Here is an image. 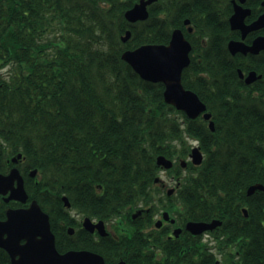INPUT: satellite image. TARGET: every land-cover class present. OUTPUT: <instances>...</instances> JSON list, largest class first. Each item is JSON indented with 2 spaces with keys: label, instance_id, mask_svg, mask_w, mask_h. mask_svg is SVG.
Listing matches in <instances>:
<instances>
[{
  "label": "trees",
  "instance_id": "16d2710c",
  "mask_svg": "<svg viewBox=\"0 0 264 264\" xmlns=\"http://www.w3.org/2000/svg\"><path fill=\"white\" fill-rule=\"evenodd\" d=\"M134 2L2 0L0 172L6 171L7 159L22 152L65 184L73 204L83 193L90 206L92 194L103 191L113 193L108 195L112 208L135 207L160 174L156 159L163 154L176 160L168 174L183 177L173 196L187 219L229 216L243 197L239 193L256 180L264 183V86L222 85L223 47H213L212 82H206V70L194 59L184 70L183 83L206 102L216 130L201 118H189L165 101L163 83L143 79L122 53L144 43L168 42L186 16L202 26L207 7L203 0L165 4L159 32L158 4L150 7L147 20L127 21L125 11ZM218 7H212L213 14ZM128 28L132 37L123 42ZM200 52L204 60L203 48ZM227 74L236 75L232 70ZM192 139L199 141L206 158L200 166L189 162L184 169L179 160L188 157ZM188 245L187 231L163 240L164 264H187ZM258 247L262 255V226ZM263 261L259 257L257 263ZM0 264H9L5 252H0Z\"/></svg>",
  "mask_w": 264,
  "mask_h": 264
},
{
  "label": "flooded vegetation",
  "instance_id": "af4514ba",
  "mask_svg": "<svg viewBox=\"0 0 264 264\" xmlns=\"http://www.w3.org/2000/svg\"><path fill=\"white\" fill-rule=\"evenodd\" d=\"M138 1L140 0H135L134 3ZM196 1L201 0H155L152 5H159V32L165 19L163 11L165 4L188 6ZM203 1L207 10L202 26H198L194 18L186 16L180 27L173 28L169 41L159 44L170 43L174 30L180 29L193 48L190 64L197 59L199 67L206 70L203 75L207 78V83L212 82L210 76V70L213 68L212 55L217 53L213 47L222 46L220 58V69L224 77L220 81L222 85L264 86V48L257 53L250 50L258 38L264 37V24L251 27L264 14V0H215L214 5L216 7L219 5L215 14L212 13L214 6L212 0ZM235 4L249 9L241 24L232 21L236 10ZM2 13L0 0V32ZM202 48L204 60L200 52ZM229 70L238 77L235 75L234 78H227ZM252 71L256 73L257 79L248 83L247 78ZM254 94H258V91L255 90ZM230 98L229 95L225 96V99ZM203 120L212 132L216 130L213 113L211 119ZM211 121L215 123L214 130L210 127ZM255 138L259 145L260 138L258 136ZM209 140L212 142L213 136H209ZM194 144L193 147L200 146L198 140ZM191 152L186 165L181 162L182 159L181 165L188 166L192 160ZM202 152L204 161L206 153L204 150ZM19 154L20 152L17 156L15 154L7 159L6 171L0 172L9 175L16 169L20 177L15 178L11 189L6 193H0V223L7 221L10 213L26 212L31 210L32 205L38 206L49 220L55 245L60 253L70 250L89 251L101 255L104 264H164L161 254L162 241L179 238L187 231L189 242L187 264H259L257 263L259 257L264 258V253L260 255L258 247L260 228L261 226L264 228V183L259 180L251 184L246 192L239 193V196L243 197L236 201V206H232L227 214L229 216L211 220H191L183 215L184 208L173 196L182 186V176L156 175L149 186L151 189L143 193L145 198L137 201L135 207L128 205L112 208L113 200L108 198V195L113 193L103 191L92 194L95 200L90 201L92 203L90 206L81 198L83 193L73 204L64 190L65 184L58 183L56 177L51 175V170L45 172L24 154L21 157ZM20 179L25 192L21 190ZM254 184L263 187L250 192L249 188ZM171 188H174V191L170 193ZM100 196H104L101 201ZM65 197L69 199L68 202L65 201ZM214 220L221 223L201 233L197 234L187 229L190 221ZM178 228L181 232L175 234ZM4 237H8V233H5ZM41 237V234L37 236ZM27 241L28 239L23 238L21 245ZM0 252H5L9 264H12L13 256L9 250L0 246ZM170 263L180 264L178 260H172ZM262 263L264 264V261Z\"/></svg>",
  "mask_w": 264,
  "mask_h": 264
},
{
  "label": "water",
  "instance_id": "95a60500",
  "mask_svg": "<svg viewBox=\"0 0 264 264\" xmlns=\"http://www.w3.org/2000/svg\"><path fill=\"white\" fill-rule=\"evenodd\" d=\"M154 1L140 0L125 12V17L129 22L148 19L150 15L148 6ZM235 6L236 10L232 21L241 24L249 9H245L239 4H235ZM262 24H264V14L251 27L255 28ZM131 35L132 32L128 29L125 35L122 36V40L127 41ZM263 48L264 37H261L254 42L250 50L257 53ZM190 50V42L180 29H176L169 44H143L134 49H126L122 53V58L142 78L152 82H163L166 85L164 92L166 102L173 104L179 110L185 111L188 116L194 118L206 110V105L196 92L186 89L182 82V72L190 63ZM256 79V73L252 72L248 76L247 82L251 83ZM204 116L205 119H211L212 114L207 112ZM214 124V121H211L210 127L212 130L215 129ZM21 156L20 153L19 157ZM191 157L195 164L202 163L203 153L201 149L194 147ZM157 163L166 169L173 166V161L164 155L158 156ZM183 163L186 165L185 161ZM18 174L19 171L16 169H13L9 175L0 174V193H6L11 189L15 178L19 177ZM19 183L23 191L22 180ZM258 187L263 186L254 184L249 188V191H254ZM173 191V188L170 189V193ZM65 201L68 202L69 199L65 197ZM220 223L218 220L213 222L190 221L187 229L198 234ZM180 232V228L175 230V234ZM5 233H8V237H4ZM39 234L42 235L41 238H37ZM23 238L28 239V241L21 245ZM0 246L7 248L12 254V264H104L101 255L89 251L70 250L60 253L56 248L48 218L35 205H32L31 210L26 212L16 211L10 213L9 219L0 223ZM17 255H19L18 258Z\"/></svg>",
  "mask_w": 264,
  "mask_h": 264
},
{
  "label": "bare ground",
  "instance_id": "6f19581e",
  "mask_svg": "<svg viewBox=\"0 0 264 264\" xmlns=\"http://www.w3.org/2000/svg\"><path fill=\"white\" fill-rule=\"evenodd\" d=\"M193 50V48H192V46H191V50H190V52H189V57L191 58V56H192V51ZM253 72V71H252ZM251 72V73H252ZM183 73L184 72H182V78H183ZM210 76H214L213 75V73L212 72H210ZM144 79V78H143ZM146 80V79H145ZM148 81V80H147ZM198 96H199V94H198ZM199 98L201 99V97L199 96ZM201 101L206 105V110L205 111H203L201 114H199L197 117H194V118H192V117H190L191 119H198V118H201V119H204L205 118V116H204V114L205 113H207V112H210L211 114H212V112L208 109V106H207V104H206V102H204L202 99H201ZM204 117V118H203ZM20 153H22V152H20Z\"/></svg>",
  "mask_w": 264,
  "mask_h": 264
},
{
  "label": "rangeland",
  "instance_id": "374dc122",
  "mask_svg": "<svg viewBox=\"0 0 264 264\" xmlns=\"http://www.w3.org/2000/svg\"><path fill=\"white\" fill-rule=\"evenodd\" d=\"M161 174L165 175V174H167V173H166L165 171H162Z\"/></svg>",
  "mask_w": 264,
  "mask_h": 264
}]
</instances>
